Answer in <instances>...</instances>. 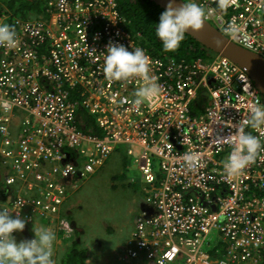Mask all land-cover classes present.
<instances>
[{
	"label": "built area",
	"instance_id": "obj_1",
	"mask_svg": "<svg viewBox=\"0 0 264 264\" xmlns=\"http://www.w3.org/2000/svg\"><path fill=\"white\" fill-rule=\"evenodd\" d=\"M196 2L213 27L264 58V0ZM49 6L47 19H16L18 46L0 47V155L11 165L7 183L25 190L7 210L19 211L13 204L22 201V219L58 220L72 238L65 215L70 191L126 147L139 154L152 212L136 218L119 263L264 264V152L239 177L225 179L222 169L233 125L264 104L247 70L221 54H151L131 39L118 0H56ZM230 23L239 28L238 38L225 32ZM109 43L145 50L149 78L161 86L155 104L134 103L142 79L105 78ZM82 109L92 123L84 122ZM250 131L264 142V133ZM188 152L200 154L192 169L182 159Z\"/></svg>",
	"mask_w": 264,
	"mask_h": 264
},
{
	"label": "clouds",
	"instance_id": "obj_2",
	"mask_svg": "<svg viewBox=\"0 0 264 264\" xmlns=\"http://www.w3.org/2000/svg\"><path fill=\"white\" fill-rule=\"evenodd\" d=\"M217 7L222 8L223 4H218ZM122 16L125 17L124 15ZM208 19L209 15L206 9L201 7L196 0H181L179 6H177L176 0H169L166 9L159 16L158 23L154 24L155 36L162 45V51L168 53L178 50L185 39V35L190 30L195 32L201 29ZM15 21L16 19L12 21L8 16L0 18V47L15 49L18 46V34L13 27ZM129 25L130 22L128 21V29L130 31L131 28ZM225 32L229 33L231 37L235 39L238 38L239 28L235 24L230 23L226 26ZM131 39L137 44H140L143 48H146L134 39L132 33ZM219 46L220 42H217V47ZM143 48L135 47L132 48V51H129L128 48L123 45L109 43L106 47V51L103 52V75L111 81L142 79L144 81L143 85L134 91V103L136 105L145 104L151 106L158 101L161 95V86L154 77L149 78L150 61ZM211 54L217 53L212 52ZM211 115H214V113ZM9 127L13 133L17 131L15 123H12ZM233 127L235 128V132L230 138L232 149L222 162L225 179H231L242 175L247 167L256 162L261 152H264V142H262L261 136L253 135L252 131H250L257 130L264 133V104L257 103L253 105L247 118L241 119L237 124L233 125ZM182 159L186 167L192 169L196 167L200 160V154L188 152L183 155ZM2 169H4L6 173L3 178L0 179V189H6V193L0 198V264H56V261L53 259L56 234L49 228H34L33 226L34 237H32L31 240H22L17 243L15 239L16 234L23 232L25 225L32 223L34 220L28 221L20 217V209L24 204L22 201L17 200L16 203L13 204L19 205V211L7 210L11 206L12 201L18 196L19 190H22L23 193H25V190L21 189L19 182L13 185L7 183L8 178L12 176L11 165L5 164L0 155V171ZM12 212H16L15 218L11 214ZM65 215L67 217V214ZM68 222L74 235V228L69 220ZM65 232L66 231L63 229V236L68 239ZM131 234L128 242L131 239ZM104 241L105 239L99 238L97 242L91 246L94 250L100 249L102 251ZM77 252L81 255V264L89 260L88 251ZM73 253L74 252L71 254ZM71 254H68L66 257L67 263ZM122 256L123 255L120 253L118 254V262Z\"/></svg>",
	"mask_w": 264,
	"mask_h": 264
},
{
	"label": "rangeland",
	"instance_id": "obj_3",
	"mask_svg": "<svg viewBox=\"0 0 264 264\" xmlns=\"http://www.w3.org/2000/svg\"><path fill=\"white\" fill-rule=\"evenodd\" d=\"M125 151V150H124ZM135 155L110 156L105 165L92 176L79 183L77 191H70L68 203L79 201L76 207V232L66 239L70 246L63 253L85 251L86 245H94L99 238L105 239L101 253L90 256L91 260L100 258L99 264H109L118 259L114 243L118 235L127 236L133 230L134 219L139 216L143 205L151 198V187L143 179ZM67 203V204H68ZM72 214L67 219L72 223ZM87 234L84 238L81 235ZM83 242L78 243V239ZM210 249V248H209ZM62 256V255H61ZM76 263V259L72 260ZM82 264H89L87 261Z\"/></svg>",
	"mask_w": 264,
	"mask_h": 264
},
{
	"label": "trees",
	"instance_id": "obj_4",
	"mask_svg": "<svg viewBox=\"0 0 264 264\" xmlns=\"http://www.w3.org/2000/svg\"><path fill=\"white\" fill-rule=\"evenodd\" d=\"M50 1L56 0H0V18L8 16L12 21L18 18H30L31 20L41 18L47 19L50 16ZM119 7L122 15L130 22V32L134 39L145 46L154 55L161 56L162 54H173L178 58L193 59L201 57L208 59L212 53L187 34L178 50L165 53L162 51V45L155 36L154 25L158 23L159 16L164 9L150 0H119ZM79 114L85 116L84 122H93V119L88 117L86 109L80 110ZM88 126L89 125L86 124L85 130L80 126V129L89 133L87 131ZM98 134L101 135V130H99ZM73 252L68 263L81 264L80 253L77 251ZM73 259H76V263L72 262Z\"/></svg>",
	"mask_w": 264,
	"mask_h": 264
},
{
	"label": "crops",
	"instance_id": "obj_5",
	"mask_svg": "<svg viewBox=\"0 0 264 264\" xmlns=\"http://www.w3.org/2000/svg\"><path fill=\"white\" fill-rule=\"evenodd\" d=\"M86 65L88 66V68L92 69V65H89L86 63ZM92 91H96V90H92ZM82 127V124L80 125ZM125 150V151H124ZM121 155H126L129 156L130 154L128 153L127 149L125 147H120L116 150L115 153H113V156H118L120 159H122ZM135 155V154H134ZM5 170L2 169L0 171V179L3 178V176L5 175ZM83 181V180H78L76 182V190L77 191L79 189V183ZM6 193V189H0V198L3 197V195ZM30 197H34L33 193L29 194ZM79 204V201H75L73 203H68L65 207V212L66 214L71 215L72 214V226L74 228V232H76V217H74V214L76 216V207ZM150 206L149 203L144 204L142 211L140 213H142L145 210H149ZM138 216L135 217V219ZM135 219H134V226H135ZM33 226L34 228H42V227H47L50 230L54 231L56 234V241L54 244V255H53V259L56 261V264H63L64 263V259L63 257V253L67 251V248L70 246V243L67 242V240L64 238L63 236V230L61 229V224L56 221V220H52V221H45L42 220L41 218H36L32 223H28L27 225H25V228L23 230V232L17 233L15 236V239L17 241V243H19L22 240H31L32 237H34V232H33ZM133 226V228H134ZM81 230V235L83 234V228L80 229ZM133 231V230H132ZM131 234V233H130ZM130 235L127 236H121L118 235L115 239H112L116 252L117 254H121L124 255L127 252L128 249V239H129ZM82 237L87 238L88 235L85 233L82 235ZM83 242V238L78 239V243ZM86 251H88V256H89V260H87V262L89 264H99L100 262V258H96L94 260L90 259V256L92 254L95 253H101V250H94L93 247L89 244L86 245ZM69 253L66 254V257ZM62 255V256H61ZM109 264H121L118 262V260L116 258L112 259L110 261Z\"/></svg>",
	"mask_w": 264,
	"mask_h": 264
},
{
	"label": "water",
	"instance_id": "obj_6",
	"mask_svg": "<svg viewBox=\"0 0 264 264\" xmlns=\"http://www.w3.org/2000/svg\"><path fill=\"white\" fill-rule=\"evenodd\" d=\"M150 1L154 2L164 10L169 2V0ZM180 3L181 0H176L177 6H179ZM187 35L191 36L211 52L226 56L242 68H245L264 97V58L262 56L230 41L208 21H206L201 29L196 30L195 32L190 30ZM217 42H220L219 47H217ZM149 211L152 212L150 209Z\"/></svg>",
	"mask_w": 264,
	"mask_h": 264
}]
</instances>
